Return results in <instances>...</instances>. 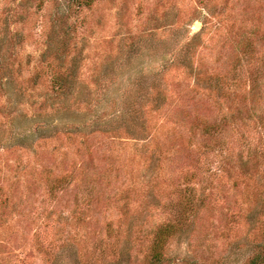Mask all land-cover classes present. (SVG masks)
Segmentation results:
<instances>
[{
	"label": "rangeland",
	"instance_id": "374dc122",
	"mask_svg": "<svg viewBox=\"0 0 264 264\" xmlns=\"http://www.w3.org/2000/svg\"><path fill=\"white\" fill-rule=\"evenodd\" d=\"M263 248L264 0H0V264Z\"/></svg>",
	"mask_w": 264,
	"mask_h": 264
},
{
	"label": "trees",
	"instance_id": "16d2710c",
	"mask_svg": "<svg viewBox=\"0 0 264 264\" xmlns=\"http://www.w3.org/2000/svg\"><path fill=\"white\" fill-rule=\"evenodd\" d=\"M173 233L174 230L172 227H165L158 232L156 246L154 249V256L156 260L159 261L162 259L164 243L167 242ZM248 264H264V248L261 253H258L253 258H251Z\"/></svg>",
	"mask_w": 264,
	"mask_h": 264
},
{
	"label": "water",
	"instance_id": "95a60500",
	"mask_svg": "<svg viewBox=\"0 0 264 264\" xmlns=\"http://www.w3.org/2000/svg\"><path fill=\"white\" fill-rule=\"evenodd\" d=\"M199 24H197V26H198Z\"/></svg>",
	"mask_w": 264,
	"mask_h": 264
}]
</instances>
